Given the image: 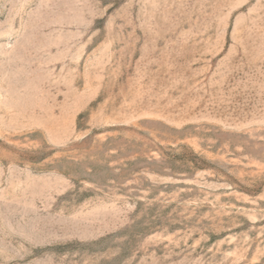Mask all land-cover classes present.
<instances>
[{
    "label": "rangeland",
    "instance_id": "374dc122",
    "mask_svg": "<svg viewBox=\"0 0 264 264\" xmlns=\"http://www.w3.org/2000/svg\"><path fill=\"white\" fill-rule=\"evenodd\" d=\"M0 264H264V0H0Z\"/></svg>",
    "mask_w": 264,
    "mask_h": 264
}]
</instances>
